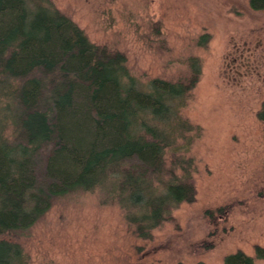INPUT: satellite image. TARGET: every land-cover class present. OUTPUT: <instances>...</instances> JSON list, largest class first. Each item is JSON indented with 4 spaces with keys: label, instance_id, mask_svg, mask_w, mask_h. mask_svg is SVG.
Returning a JSON list of instances; mask_svg holds the SVG:
<instances>
[{
    "label": "rangeland",
    "instance_id": "rangeland-1",
    "mask_svg": "<svg viewBox=\"0 0 264 264\" xmlns=\"http://www.w3.org/2000/svg\"><path fill=\"white\" fill-rule=\"evenodd\" d=\"M38 3L66 17L89 47L121 55L140 91L154 80L191 82L198 74L192 89L169 103L168 119L138 116L159 131L177 124L181 136L165 148L163 174L146 180L143 195L187 180L195 197L143 238L128 220L135 211L127 194L107 178L53 203L22 242L23 263L223 264L242 252L264 264L254 257L256 247L264 249V11L250 9L249 0ZM17 84L11 79L0 89L3 140L13 136Z\"/></svg>",
    "mask_w": 264,
    "mask_h": 264
},
{
    "label": "trees",
    "instance_id": "trees-1",
    "mask_svg": "<svg viewBox=\"0 0 264 264\" xmlns=\"http://www.w3.org/2000/svg\"><path fill=\"white\" fill-rule=\"evenodd\" d=\"M38 2L0 0V89L18 82L11 96L13 136L0 137V264H24L22 242L53 203L107 178L127 194L135 211L128 220L143 238L171 208L195 197L187 180L144 196L146 180L163 174L165 148L181 136L177 124L159 131L138 116L168 119L169 103L182 99L198 74L191 82L154 80L140 91L121 55L89 47L66 17ZM249 7L264 11V0H249ZM254 257L264 260V249L256 247ZM223 264L254 260L237 252Z\"/></svg>",
    "mask_w": 264,
    "mask_h": 264
}]
</instances>
